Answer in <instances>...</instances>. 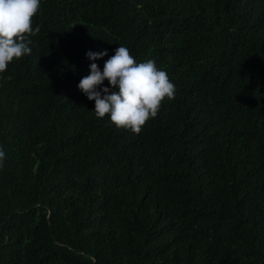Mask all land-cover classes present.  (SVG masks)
<instances>
[{"label":"trees","instance_id":"trees-1","mask_svg":"<svg viewBox=\"0 0 264 264\" xmlns=\"http://www.w3.org/2000/svg\"><path fill=\"white\" fill-rule=\"evenodd\" d=\"M37 26L0 74V264H264V0H40ZM121 45L176 88L139 134L78 88Z\"/></svg>","mask_w":264,"mask_h":264},{"label":"clouds","instance_id":"clouds-1","mask_svg":"<svg viewBox=\"0 0 264 264\" xmlns=\"http://www.w3.org/2000/svg\"><path fill=\"white\" fill-rule=\"evenodd\" d=\"M40 0H0V74L14 60L32 52L30 37L39 33L33 28V18L38 14ZM87 57L92 60L108 56L107 51ZM108 87H103L104 82ZM79 90L89 101L95 102L97 119L108 118L117 129L139 134L146 123L155 119L167 98H175L176 88L166 71L159 69L154 60L137 62L130 50L118 46L101 71L96 63L90 65V74L83 77ZM6 153L0 147V168Z\"/></svg>","mask_w":264,"mask_h":264}]
</instances>
